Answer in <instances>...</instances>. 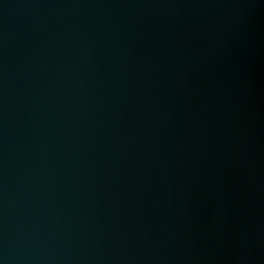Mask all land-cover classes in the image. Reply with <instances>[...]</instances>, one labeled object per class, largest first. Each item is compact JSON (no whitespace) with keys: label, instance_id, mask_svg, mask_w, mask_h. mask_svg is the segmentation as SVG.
<instances>
[{"label":"water","instance_id":"1","mask_svg":"<svg viewBox=\"0 0 264 264\" xmlns=\"http://www.w3.org/2000/svg\"><path fill=\"white\" fill-rule=\"evenodd\" d=\"M0 264H264V0H0Z\"/></svg>","mask_w":264,"mask_h":264}]
</instances>
